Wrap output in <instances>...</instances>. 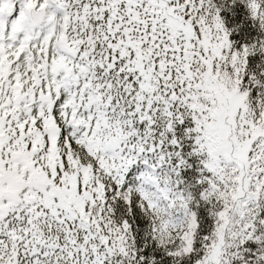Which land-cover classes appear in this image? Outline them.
Wrapping results in <instances>:
<instances>
[{"label":"snow or ice","instance_id":"snow-or-ice-1","mask_svg":"<svg viewBox=\"0 0 264 264\" xmlns=\"http://www.w3.org/2000/svg\"><path fill=\"white\" fill-rule=\"evenodd\" d=\"M0 264H264V0H0Z\"/></svg>","mask_w":264,"mask_h":264}]
</instances>
